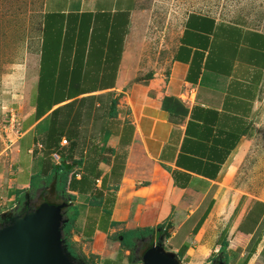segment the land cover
Returning a JSON list of instances; mask_svg holds the SVG:
<instances>
[{"label": "crops", "instance_id": "0c3cea01", "mask_svg": "<svg viewBox=\"0 0 264 264\" xmlns=\"http://www.w3.org/2000/svg\"><path fill=\"white\" fill-rule=\"evenodd\" d=\"M135 8L42 0L27 109L0 146V215L54 185L94 264L126 263L121 233L184 264H264V179L226 206L255 149L264 30L192 11L163 57L136 34Z\"/></svg>", "mask_w": 264, "mask_h": 264}, {"label": "rangeland", "instance_id": "374dc122", "mask_svg": "<svg viewBox=\"0 0 264 264\" xmlns=\"http://www.w3.org/2000/svg\"><path fill=\"white\" fill-rule=\"evenodd\" d=\"M41 11L42 0H0V146L5 147L10 139L17 136V127L27 109L28 88L36 67ZM192 11L211 13L222 19L264 30V0H136L133 28L147 49L165 57L183 20ZM253 123L255 137L252 145L255 149L245 155L239 171L227 186V210L236 204L242 193L257 195L258 186L263 183L264 82ZM35 178L38 179V176ZM43 191L44 186H39L25 195L27 199L23 197L18 211H22L27 204L31 206L38 203ZM250 222L248 220L247 224ZM66 240L64 244L72 260L76 264H85L82 240L79 241V247L74 246V251L66 245ZM118 240L116 238L114 242L122 249L125 244L122 245ZM147 240L148 236L142 240H130V255L126 254L125 264L130 261L142 264L140 253ZM89 259L95 261L92 257ZM209 264L221 263L212 261Z\"/></svg>", "mask_w": 264, "mask_h": 264}, {"label": "water", "instance_id": "95a60500", "mask_svg": "<svg viewBox=\"0 0 264 264\" xmlns=\"http://www.w3.org/2000/svg\"><path fill=\"white\" fill-rule=\"evenodd\" d=\"M60 197H47L22 211L18 207L0 215V264H75L65 246ZM142 264H181L159 242L146 245Z\"/></svg>", "mask_w": 264, "mask_h": 264}, {"label": "trees", "instance_id": "16d2710c", "mask_svg": "<svg viewBox=\"0 0 264 264\" xmlns=\"http://www.w3.org/2000/svg\"><path fill=\"white\" fill-rule=\"evenodd\" d=\"M54 168H56L54 166ZM56 169H59V168H56ZM69 172V171H68ZM64 175L61 177V180L64 181ZM52 185V184H50ZM54 185L50 186V190L46 191L43 195H42V199L44 198H47V197H54L53 196V192H52V189H53ZM66 202V201H65ZM66 207V206H65ZM64 207V208H65ZM67 207L71 208L72 209V213H70V216H69V220L64 224V238H67L66 240V245L71 248L72 251H74V246H75V242L71 239V236H72V233H71V228L74 224V221H75V218L77 216V208L76 207H71V205H68ZM126 233L124 234H119V236H122V242L123 243H128V245L130 246V241H127V237H126ZM118 236V237H119ZM153 241L150 240L148 242H146L145 246L152 243ZM224 246H226V243H223L222 244V251H221V255L222 253L224 252ZM125 249H128V246L124 247ZM130 255V254H129ZM85 258V261L86 263L85 264H94L93 261H91L89 258ZM225 259H226V256H225ZM129 264H134L133 261H130Z\"/></svg>", "mask_w": 264, "mask_h": 264}, {"label": "built area", "instance_id": "2783aa9c", "mask_svg": "<svg viewBox=\"0 0 264 264\" xmlns=\"http://www.w3.org/2000/svg\"><path fill=\"white\" fill-rule=\"evenodd\" d=\"M63 141H65V140H63ZM55 156H57V155H55Z\"/></svg>", "mask_w": 264, "mask_h": 264}, {"label": "flooded vegetation", "instance_id": "af4514ba", "mask_svg": "<svg viewBox=\"0 0 264 264\" xmlns=\"http://www.w3.org/2000/svg\"><path fill=\"white\" fill-rule=\"evenodd\" d=\"M78 263V262H77ZM76 264V263H75Z\"/></svg>", "mask_w": 264, "mask_h": 264}]
</instances>
